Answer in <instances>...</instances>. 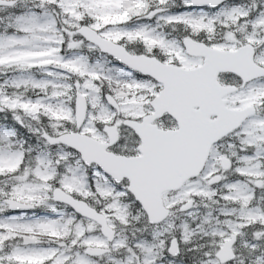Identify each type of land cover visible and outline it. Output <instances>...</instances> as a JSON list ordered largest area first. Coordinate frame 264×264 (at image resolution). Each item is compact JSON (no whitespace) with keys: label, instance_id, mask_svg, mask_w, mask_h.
<instances>
[{"label":"snow or ice","instance_id":"obj_1","mask_svg":"<svg viewBox=\"0 0 264 264\" xmlns=\"http://www.w3.org/2000/svg\"><path fill=\"white\" fill-rule=\"evenodd\" d=\"M0 264H264V0H0Z\"/></svg>","mask_w":264,"mask_h":264}]
</instances>
